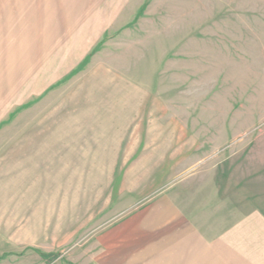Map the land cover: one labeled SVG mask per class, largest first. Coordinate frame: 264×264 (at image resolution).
Here are the masks:
<instances>
[{"label": "rangeland", "instance_id": "374dc122", "mask_svg": "<svg viewBox=\"0 0 264 264\" xmlns=\"http://www.w3.org/2000/svg\"><path fill=\"white\" fill-rule=\"evenodd\" d=\"M208 159L262 194L264 0H0V264H87Z\"/></svg>", "mask_w": 264, "mask_h": 264}, {"label": "crops", "instance_id": "0c3cea01", "mask_svg": "<svg viewBox=\"0 0 264 264\" xmlns=\"http://www.w3.org/2000/svg\"><path fill=\"white\" fill-rule=\"evenodd\" d=\"M198 165L132 203L118 202L82 243L87 264H264V184L255 187L260 196L245 193L259 174L239 186L212 159Z\"/></svg>", "mask_w": 264, "mask_h": 264}]
</instances>
